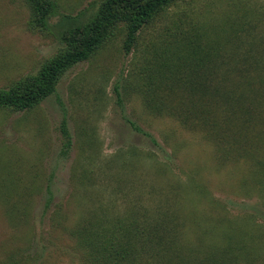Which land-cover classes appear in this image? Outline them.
Returning <instances> with one entry per match:
<instances>
[{
    "label": "rangeland",
    "instance_id": "rangeland-1",
    "mask_svg": "<svg viewBox=\"0 0 264 264\" xmlns=\"http://www.w3.org/2000/svg\"><path fill=\"white\" fill-rule=\"evenodd\" d=\"M102 1L56 0L48 28L34 29L26 0H0V88L36 73L63 48L64 32L89 20ZM234 30H243V48H250L254 36L262 41L255 45L264 48V0H180L139 32L130 51L120 25L116 36L70 68L36 108L1 110L0 264H86L66 229L93 200L108 196L113 171L131 184L140 178L141 187L153 186L163 197L178 185L192 190L195 176L232 213L252 212L264 224V201L245 194L230 175L233 164L216 166L211 142L171 116L151 113L139 91L157 59L168 60L171 52L185 56L197 34L206 42L233 37ZM178 67L184 72L183 63ZM64 117L73 139L68 155L61 154ZM87 164L94 167L93 185L78 176Z\"/></svg>",
    "mask_w": 264,
    "mask_h": 264
},
{
    "label": "trees",
    "instance_id": "trees-1",
    "mask_svg": "<svg viewBox=\"0 0 264 264\" xmlns=\"http://www.w3.org/2000/svg\"><path fill=\"white\" fill-rule=\"evenodd\" d=\"M178 1L103 0L89 20L64 32L63 48L46 59L36 73L0 88V111L36 108L55 93L70 68L89 60L116 36L120 25L126 29L124 45L130 51L139 32ZM26 2L31 8V26L48 28L56 0ZM242 31L234 30L228 38L209 37L206 42L197 34L185 56L171 52L168 60L157 59L155 67L144 73L139 91L151 113L171 116L200 132L214 145L216 166L233 164L230 175L245 194L264 201V48L255 45L262 42L255 36L250 48H243ZM179 63L184 64V74ZM132 125L143 131L135 122ZM61 132V154L68 155L73 139L66 117ZM241 163L246 164L242 170ZM94 173V167L87 164L78 176L86 185H93ZM194 177L192 190L178 185L163 197L153 186L141 187L140 178L131 184L121 173H109L112 188L108 196L93 200L86 214L66 229L82 261L264 264V224L252 212L232 213L226 202ZM123 182L130 186H115ZM47 186L50 201L49 183Z\"/></svg>",
    "mask_w": 264,
    "mask_h": 264
}]
</instances>
